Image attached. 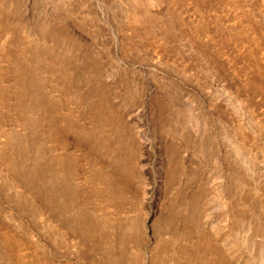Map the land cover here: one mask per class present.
Listing matches in <instances>:
<instances>
[{"label":"rangeland","instance_id":"374dc122","mask_svg":"<svg viewBox=\"0 0 264 264\" xmlns=\"http://www.w3.org/2000/svg\"><path fill=\"white\" fill-rule=\"evenodd\" d=\"M0 264H264V0H0Z\"/></svg>","mask_w":264,"mask_h":264}]
</instances>
